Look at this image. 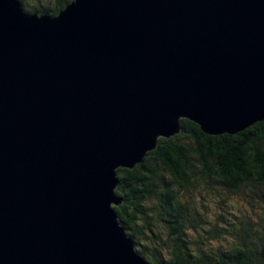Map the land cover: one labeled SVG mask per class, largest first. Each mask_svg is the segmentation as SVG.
Instances as JSON below:
<instances>
[{
	"label": "water",
	"instance_id": "1",
	"mask_svg": "<svg viewBox=\"0 0 264 264\" xmlns=\"http://www.w3.org/2000/svg\"><path fill=\"white\" fill-rule=\"evenodd\" d=\"M181 120L264 121V0H0V264H149L117 172Z\"/></svg>",
	"mask_w": 264,
	"mask_h": 264
},
{
	"label": "trees",
	"instance_id": "2",
	"mask_svg": "<svg viewBox=\"0 0 264 264\" xmlns=\"http://www.w3.org/2000/svg\"><path fill=\"white\" fill-rule=\"evenodd\" d=\"M18 1L56 17L73 0ZM180 125L117 172L123 203L113 209L136 252L149 264H264V121L214 137Z\"/></svg>",
	"mask_w": 264,
	"mask_h": 264
},
{
	"label": "rangeland",
	"instance_id": "3",
	"mask_svg": "<svg viewBox=\"0 0 264 264\" xmlns=\"http://www.w3.org/2000/svg\"><path fill=\"white\" fill-rule=\"evenodd\" d=\"M27 2H28L29 4H31V5H33V6H36V4H40V3L43 4V5H48L49 0H27ZM210 203H212V202H210ZM219 204H221V202H218V203H217V206H218ZM210 206L213 207L212 204H210Z\"/></svg>",
	"mask_w": 264,
	"mask_h": 264
}]
</instances>
